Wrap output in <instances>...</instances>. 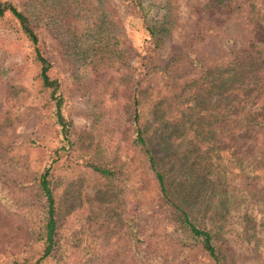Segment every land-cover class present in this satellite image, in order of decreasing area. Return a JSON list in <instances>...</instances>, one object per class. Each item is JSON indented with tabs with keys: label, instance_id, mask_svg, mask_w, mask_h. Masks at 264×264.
<instances>
[{
	"label": "trees",
	"instance_id": "trees-1",
	"mask_svg": "<svg viewBox=\"0 0 264 264\" xmlns=\"http://www.w3.org/2000/svg\"><path fill=\"white\" fill-rule=\"evenodd\" d=\"M121 2L142 17L139 0ZM245 5L260 23V38L214 69L189 55V71L178 74L174 61L142 72L128 65L123 50L101 43L102 24L87 21L81 0H57L36 14L0 0V20L12 22L0 48L8 59L0 70V136L23 121L19 94L31 89L32 70L57 132L50 160L37 169L0 143V204L27 236L23 249L0 264H165L146 245L161 236L183 248L200 245L214 264H225L228 246H248L244 252L264 264V0ZM43 22L67 26L92 74L108 78L101 112L93 107L106 156L74 128L36 32ZM55 164L100 184L80 190L87 203L78 218L71 212L79 208L64 209ZM66 220L79 232H64Z\"/></svg>",
	"mask_w": 264,
	"mask_h": 264
},
{
	"label": "rangeland",
	"instance_id": "rangeland-1",
	"mask_svg": "<svg viewBox=\"0 0 264 264\" xmlns=\"http://www.w3.org/2000/svg\"><path fill=\"white\" fill-rule=\"evenodd\" d=\"M4 1H11L19 10L36 14L43 6H52L57 0ZM81 1L82 13L88 15L87 21L90 23V19H95L102 24L99 25L103 33L101 43L113 50V45L123 50V54L128 56L126 63L140 72L148 64L166 66L174 61L173 66L178 68V74H185L190 68V56H196L203 66L214 69L229 63L235 55L246 50L252 40L261 36L260 23L250 19L245 5L249 0H139L142 17L132 15L121 0ZM54 9L48 11L47 15L55 14ZM11 25L8 19L0 20V48L8 44L4 36L11 34ZM68 30L64 24L43 22L36 26V32L44 44V53L52 65V74L61 81L66 109L76 132L89 134L99 154L106 156L107 136L100 129L101 121L94 120L93 116L98 114L96 109L101 112L103 88L108 78L98 80L92 74L89 59L80 53L78 42L67 35ZM7 65V56L0 49V70ZM35 75V70H32L27 77L31 89L19 94L23 99V121L2 134L0 143L13 148L14 152L11 153L28 159L31 166L37 169L50 160L48 152L56 146L57 132L49 124L46 112L41 107L44 101L38 91L39 85L33 80ZM119 84L116 89L120 92L122 82ZM29 140H36L41 146L28 148L25 143ZM53 167L64 209L74 207L73 210H77L84 206L82 202L87 203V196L80 190L100 188V184L86 174L67 172L56 164ZM102 190L111 189L103 187ZM226 199V205L230 207L233 202L230 192ZM71 214L78 218L82 209ZM73 221L64 222V232H79L77 223L71 224ZM76 239L79 241V237ZM26 240L22 224L0 204V262L21 251ZM146 245L148 251L164 260L165 264H214L200 245L183 248L163 236ZM247 248L228 246L224 253L225 264H256L253 255L244 252Z\"/></svg>",
	"mask_w": 264,
	"mask_h": 264
}]
</instances>
